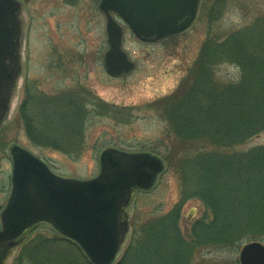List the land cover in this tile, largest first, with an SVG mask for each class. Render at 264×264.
I'll use <instances>...</instances> for the list:
<instances>
[{
    "label": "rangeland",
    "instance_id": "rangeland-1",
    "mask_svg": "<svg viewBox=\"0 0 264 264\" xmlns=\"http://www.w3.org/2000/svg\"><path fill=\"white\" fill-rule=\"evenodd\" d=\"M20 1L22 74L13 107L0 127V210L10 190L8 148L13 143L41 157L56 174L77 179L97 174L99 153L107 146L127 151L148 147L162 151V145L170 144L172 138L166 137L168 121L160 112L159 102L173 93L182 80L186 81L206 38L221 42L232 32H242L256 19L264 18V0H203L195 21L186 31L147 43L138 40L116 17L123 28L122 48L135 67L128 73L111 76L105 71L102 60L107 45L105 16L98 9L99 0ZM213 77L220 82L235 80L239 77V67L233 63H220L214 67ZM27 94L30 102L46 113L56 107L51 104L55 99L86 103L81 125L66 144V151L40 147L28 139L18 114V107ZM47 100L50 101L49 110L41 107L46 106ZM105 102L112 105L109 111H103L99 106ZM258 144H264V132L239 147ZM173 145L171 154L167 153L172 158L176 156V142ZM164 162L165 169L155 185L135 193L129 209V234L116 261L129 243L133 222L141 223L160 216L178 200L176 159L173 158L170 164ZM203 214L205 208L199 200H188L182 207L181 228L186 230L190 220ZM39 234L52 236L56 231L41 225L29 232L23 243ZM20 246L7 264H11ZM239 249L203 248L196 251L195 259L234 258L238 262Z\"/></svg>",
    "mask_w": 264,
    "mask_h": 264
},
{
    "label": "trees",
    "instance_id": "trees-1",
    "mask_svg": "<svg viewBox=\"0 0 264 264\" xmlns=\"http://www.w3.org/2000/svg\"><path fill=\"white\" fill-rule=\"evenodd\" d=\"M203 4L202 0L200 7ZM224 62L239 67L237 79H214V67ZM192 64L186 81L159 102L168 121L166 137L172 141L164 143L162 151L135 150L159 154L168 164L176 159L178 200L160 216L133 222L129 243L114 264H238L234 258L195 259L196 251H236L248 241L264 243V144L239 147L264 132V18L221 42L207 37ZM59 99L47 114L27 94L18 114L32 143L66 151L86 103ZM48 104L49 100L41 107L49 110ZM99 106L103 111L112 107L106 102ZM173 142L176 156L172 158L167 153L171 154ZM190 199L199 200L205 214L190 220L184 230L181 211ZM11 264L90 262L73 241L56 232L22 243Z\"/></svg>",
    "mask_w": 264,
    "mask_h": 264
},
{
    "label": "water",
    "instance_id": "water-1",
    "mask_svg": "<svg viewBox=\"0 0 264 264\" xmlns=\"http://www.w3.org/2000/svg\"><path fill=\"white\" fill-rule=\"evenodd\" d=\"M201 0H99L105 16V71L120 76L135 64L122 48L118 17L140 41L152 43L186 31ZM20 0H0V127L11 109L22 73ZM10 190L0 210V264L38 224H46L73 241L91 264H114L128 236L129 209L137 189L155 184L165 164L149 151L113 146L99 153V170L91 178L64 177L29 149L13 143ZM239 264H264V243H244Z\"/></svg>",
    "mask_w": 264,
    "mask_h": 264
}]
</instances>
